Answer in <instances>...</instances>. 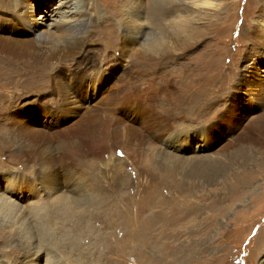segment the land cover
Segmentation results:
<instances>
[{
    "label": "rangeland",
    "instance_id": "obj_1",
    "mask_svg": "<svg viewBox=\"0 0 264 264\" xmlns=\"http://www.w3.org/2000/svg\"><path fill=\"white\" fill-rule=\"evenodd\" d=\"M65 1L34 0L35 16ZM102 1L96 67L59 63L77 101L26 57L0 74V264H264V0H214L162 62L143 43L118 57L124 5ZM12 17L0 35L33 39Z\"/></svg>",
    "mask_w": 264,
    "mask_h": 264
},
{
    "label": "bare ground",
    "instance_id": "obj_2",
    "mask_svg": "<svg viewBox=\"0 0 264 264\" xmlns=\"http://www.w3.org/2000/svg\"><path fill=\"white\" fill-rule=\"evenodd\" d=\"M83 1L85 0H66L64 3L68 7H71L70 12L66 15L62 14L61 19L55 20V22L53 21V23L46 26L47 20L53 19V15H49L48 11L43 9V11L47 13H41L35 16V11L42 7L39 4H35L34 0H14V2H11L9 5L8 3L10 0H0V11L5 14L4 16L0 15V21L2 17L6 16V13L12 10V18L17 19L18 22L25 25L34 33L33 39H21L0 35V74L5 76L6 79L8 78V80H12V77L14 79L17 78L11 74L10 76L7 75V66H12L14 64L12 55L19 56V58L26 57L25 65L29 66L31 70H33V73L37 72V75L32 76L42 80L46 75L52 73L47 80H43L44 84L48 83L53 88L56 87L63 91L61 97L64 96V101H67L68 98L77 101L73 98L74 96L69 89V84L63 74L58 71V67L60 66L59 63L66 61L68 64L76 65V67L83 68L88 72L91 71L93 67H96L100 59V52L91 53L86 48V43L93 38V24L95 18L98 17L97 15L100 8L98 9L96 0H90V3L88 2L90 6L82 7ZM103 1L108 3L107 0ZM118 1L124 5L117 13V15H119L117 24H119L122 30V36L120 35L122 37V47L118 57H127L131 50L136 49L138 44L143 43V49L140 50V53L143 56L147 55L149 52L155 56L156 53L157 56H155L154 60L160 62L164 61V55L158 56V52L166 50L167 42L170 40L169 36H173L172 39L182 37V40L188 37V42L193 40L198 41V39H200L199 34L203 28L202 26L206 24V20L210 19L211 15H213V13L208 12V10L211 11V9H215L219 4L214 0ZM111 2L115 3L116 0H109L108 4H111ZM147 6L153 7L151 12L153 15H155L154 12H159V14H157L159 20L154 25L152 24V27L149 26L150 29L148 24L151 23H146L143 20L145 17L144 11ZM168 10L173 11L176 18H169L170 14ZM161 16L163 17V22ZM8 21L9 20H7V22ZM151 21L155 22L154 19H151ZM109 25L112 29V24L110 22ZM257 26L259 31L255 32V36L264 47V19L258 20ZM94 41L97 42L96 40ZM208 51L209 49L207 48L205 53ZM48 64L53 65L54 69H52V71L51 69L45 68ZM65 65L67 64L65 63ZM114 66L117 68L115 63ZM54 76H56L57 79L53 84L52 79ZM11 83L14 84L13 82ZM131 83H134V81H131ZM261 127L264 129V121ZM46 264L49 263L46 262Z\"/></svg>",
    "mask_w": 264,
    "mask_h": 264
}]
</instances>
